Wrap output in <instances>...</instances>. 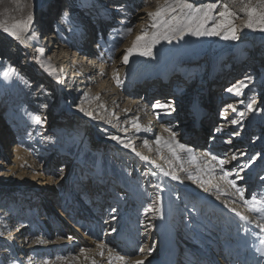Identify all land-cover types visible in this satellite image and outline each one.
I'll list each match as a JSON object with an SVG mask.
<instances>
[{
	"label": "rangeland",
	"instance_id": "rangeland-1",
	"mask_svg": "<svg viewBox=\"0 0 264 264\" xmlns=\"http://www.w3.org/2000/svg\"><path fill=\"white\" fill-rule=\"evenodd\" d=\"M162 1L73 0L77 8L74 12L68 0H60L52 12L50 6L46 7L49 0H0V102L11 118L12 136L19 140L30 161L36 166L41 161L48 167L46 173L70 158L76 161L70 177L67 173L64 183L53 190L57 199L53 205L42 197L35 204L16 186L0 188V264H75L74 250L86 247L83 242L86 236L109 246V239H114L115 243L111 239V248L122 256L132 258L137 251H144V246H150V252L156 254L157 236L152 241L148 234L157 229L158 218L168 215L169 211L179 249L183 251L176 258L180 264H187L183 262L188 261L186 255L195 256L193 250L204 242L200 239L205 238L207 245L219 247V239L214 237H224L231 224L241 229L238 224H242L243 218L236 219L235 214L243 217L246 214L252 223L250 228L257 234L252 232L264 236L259 230L264 215L251 211L245 203L253 195L264 199V150L259 149L260 145L254 147L259 143L254 139L264 137V23L260 18L264 14V0H187L190 3L172 0L157 18L156 5ZM187 4L192 7H186ZM177 8L188 12L197 9V13L177 31L166 29L158 34L159 22L171 19L173 9ZM251 9L255 13L250 14ZM204 11H208L210 18L203 16ZM221 12L229 15L222 17ZM29 16L32 20L25 29L24 22ZM63 17H66L64 24L59 21ZM220 18L224 24L218 29V35L194 34L211 31ZM14 24L19 25L17 36L3 30ZM45 25L48 28L43 32ZM53 25L59 26L56 35L60 40L49 52L54 39L44 43ZM233 28L237 38L225 39ZM151 33L158 42L137 41L138 36ZM162 34L172 36L168 41L173 42V47L155 60L151 58L154 49L166 41L160 38ZM29 37L37 42L30 44ZM43 38L45 42L41 41ZM94 40L99 45L98 54L91 52L94 48L88 44ZM134 45L136 50L129 55L128 50ZM67 46L70 51L76 48L80 53L83 48L93 58L94 76L85 73L88 79L82 78L80 86L75 84V78L81 71L73 76L74 72L68 71L72 73L68 75L64 70L68 65V70L73 71L78 64L71 59L73 52L64 50L66 56L62 57L61 51ZM145 47H151V55L140 54ZM125 55H128L127 63ZM234 66L238 69L233 70ZM80 68L85 72L83 66ZM59 73L61 80L65 81L67 76L73 80L67 84L60 82L59 86L54 81L56 78L48 81ZM134 75L135 83L141 78L148 81L143 85L136 83L133 89L135 83L131 85L130 81ZM240 78L246 81L238 86ZM96 80L101 81L97 84ZM232 80V84L224 87ZM230 88L233 90L228 91ZM150 91L156 93L146 98ZM44 92L48 94L42 102L40 96ZM160 94L167 96L162 98ZM153 95L161 97L159 103L163 107H155ZM209 97L214 100L211 111L202 106V99L205 103ZM228 99L232 103L226 107L222 102ZM132 104L129 115H123ZM249 104H252L251 110ZM233 109L239 111L236 113ZM185 114L192 115L194 121L178 120ZM37 116L39 122L35 120ZM207 116H211L208 126L202 127L200 121L198 125V117L201 120ZM136 117L140 119L138 125L131 122ZM234 120L238 123L233 124ZM198 128L201 130L196 135ZM210 129L220 136L207 138L204 143L200 140L196 146L203 149L190 143V139ZM167 131L176 132L171 135ZM113 136L130 143L131 147H125L124 143L112 139ZM215 140L216 143L212 142ZM226 154L236 158L221 165L219 159ZM238 159H241L238 163L232 162ZM58 167L56 170L61 168ZM221 169H230L231 175L225 178L224 173L218 172ZM240 171L253 173L239 180L236 172ZM230 180L239 182L237 187L243 189V199ZM93 183L104 191L102 215L98 220L89 212L92 207H87V204L99 203L91 190ZM197 186L205 188L202 192L194 191ZM196 193L208 200L198 198ZM20 222L27 225L26 234L35 231L48 245L26 253L22 247L27 235L21 242L1 237ZM69 222L74 225L82 222L81 231H75ZM245 223L242 232L247 227ZM222 224L226 227L216 230ZM217 231L221 232L219 236L213 234ZM120 235L126 240L138 238L136 252H130V245ZM222 240L227 242L225 238ZM51 241L54 243L49 245ZM173 241L172 237L170 247L174 246L169 252L175 254L178 246Z\"/></svg>",
	"mask_w": 264,
	"mask_h": 264
},
{
	"label": "bare ground",
	"instance_id": "bare-ground-1",
	"mask_svg": "<svg viewBox=\"0 0 264 264\" xmlns=\"http://www.w3.org/2000/svg\"><path fill=\"white\" fill-rule=\"evenodd\" d=\"M50 1L51 0H49V2H47V6L46 7L50 6V8H51L50 11L54 12L56 10L57 6H58V3H60V0H52L51 2ZM181 1H183L184 3H186V2L187 3H190L187 0H177L178 3H180ZM68 2H69V6H70V7L69 6L68 7L70 8L71 11L77 10V8L72 4L73 0H68ZM171 2H172V0L171 1H167V2H165V0H164L161 3H158L156 5V11L166 10L167 7H168V4L171 3ZM56 3H57V5H56ZM173 5L174 4L172 3V6ZM44 9L45 8L43 6V10ZM70 10H68V11L71 12ZM145 10L146 9H140V11H145ZM173 10L174 11L175 10H178V11H175V12L173 11L172 12L173 17L171 19L165 20V21H162V22H159V24H158L159 25V27H158L159 28L158 34H159V32L162 33V31L163 30L165 31L166 29H170V30L176 29V31H177V29H179V27L182 26V24H184L185 22H187L188 20H190L197 13V9H191V12L184 11L181 8H177V9H173ZM58 11L59 12H57V15L56 16H58L60 14V10H58ZM216 20L219 23H221V21H223L221 18L220 19H216ZM59 21H62L63 24L66 23V17L61 18ZM43 23H46V20L43 21ZM48 26H49V28L51 27L50 24ZM48 26L46 27V25H45V29L43 28V32L44 31H47ZM53 30H54V32H53ZM53 30L46 33V36L48 37V38L46 37V40L47 41L44 38L41 39V41H43V42L46 41L44 44L48 43V40L50 38L54 39L53 42H52V47H51V49H49V52L53 49V47H55V43H58V41L60 40V38L56 35V31L58 32L59 26L53 25ZM135 30H139V28L138 29H135ZM172 36H174V34ZM172 36H170V37H172ZM138 37H141V36H138ZM142 37H144V40L146 42H148V43L149 42H152L154 40V38H155L153 33H151L150 35L144 34V36H142ZM86 39H88V38H86ZM27 41L30 44H33V43H36L37 42V40H35L34 37L33 38L32 37H29ZM167 41L168 40H166L165 43L162 44V46L159 49L157 48L158 50L157 49H154V51L152 53V57H151L152 59L154 58L155 60H157V58L159 57V54L160 53L162 55L167 50L172 49L173 42L172 41H170V42L168 41L167 42ZM84 43L86 44L87 43V40ZM88 44H92V48H94V50H91V52L92 51L93 52H96V54L99 53V50H98L99 49L98 48L99 45L97 46V42L95 40L92 41V42H90V43H88ZM62 46H65V45H62ZM82 47H83V45H82ZM57 48H58V46H57ZM231 48L233 49L234 46H232ZM64 50H65V52L66 51L73 52V57L71 59L74 60V61H76V60L78 61L77 67H75V69L73 71L72 70H68L70 66H68V65H65L64 66V70L65 71H67V72L68 71L69 72H74L73 73V76H74V74L75 75L76 74H79V72L81 71L80 72L81 73L80 76L77 75V79L75 78V84L77 83V86H80V80L82 78H84L85 80L88 79L87 76H86V74H89L91 76H94V73H92V67L94 66V64H92L93 63V61H92L93 60L92 55L88 54V52H86V51H82V53H80V52H78L76 50V48H73V51H72V49L70 51L68 49V46H67V48L65 47V49H62V51H61L62 57H64V55H65L64 54ZM95 50H97V51H95ZM122 50H123V47L120 50V52H122ZM1 57H2V59L4 58V56H1ZM78 58H79V60H78ZM88 60L90 61V63L88 62ZM0 61H1V58H0ZM69 63H71V62L69 61ZM172 65H173V63H170V66H172ZM81 66L84 67L85 72H84V70H82L80 68ZM234 69L237 70L238 69V66H234L233 70ZM163 71H164V69L161 70V73H163ZM69 72L67 73L68 75L69 74H72V73H69ZM65 74H66V72H65ZM65 74H63V75H65ZM59 75H60V73L58 75H56L55 77L48 78V81L50 79L56 78V80H54V79L53 80L54 81H57L58 82L57 84L59 86L60 84H62L60 82H63V83H66L67 84V82L69 83V81H72L73 80V79H70V76L69 77L68 76L67 77L63 76L62 78L65 77V81L64 80H61V78L59 77ZM120 75H122V73ZM135 80L136 79H135V75H134V76H132L131 81H130L131 85H133L135 83ZM137 80L138 81L136 83L138 85H140V84L141 85L146 84V82L148 81V80H145V79H142V78L141 79H137ZM234 80H232L231 82H229L226 85H224V87H228V85L229 84H232L234 82ZM96 81H97V84H98V82L100 83L101 80L100 81L96 80ZM245 81H246V79L240 78L236 84L239 86L240 84H242ZM44 82H46V81H44ZM136 83L132 86L133 89L135 88ZM148 87H149V84L146 86V88L148 89ZM97 89H99V87H97ZM60 90H63V89H60ZM148 93L149 94L146 95V98H148V97L151 98V94H154L156 92H151L150 91ZM47 94H48L47 92H44V94L42 96H40L42 98V102H45L46 101ZM160 96L162 98H164V96L166 97L167 95L166 94H160ZM160 96L158 97V96L153 95V98H155V100H154L155 101L154 102L155 103V107L157 109L160 108V107H163V105L161 103H159L162 100ZM41 98H39V99H41ZM209 98H210L209 101H205V103H204V99L201 98L202 99V102H203V105L202 106L207 107V109H210V111H211V109H213V107H214V100H212L211 97H209ZM229 102L232 103V100H229V99L228 100H224V102H222V104L225 105L226 107H228L227 104ZM1 103L2 102H0V156L2 158H0V188L8 189L10 187L16 186V188L19 187L18 190H20V191L23 190L22 193H24L26 196H28V198L30 200L31 199L34 200V203L35 204L39 203V199L42 197L41 199L45 198L47 200V202H50L51 201V205H53L54 202L56 203V200H57L56 198L54 199V197L56 195L54 194L53 190H57L58 189V185H60L62 181H63L62 183H64V181L67 179V177H66L67 176V173L71 172L72 168L75 165V162H76L74 160L75 158H70L68 161H66L65 164H62V163H61L62 165L59 164L58 166L61 167V168H59L58 166H56V167L59 168V169L57 168L58 170H56V167H55V170L52 169V171H49L47 173L45 172V170L48 169V167L45 168V165L43 166L42 163H41V161L38 162L37 163V166H36L35 165L36 163L34 164L33 161H30L31 158L29 159L28 153L24 149H22V147H21V145L19 143V140H17L16 137H13L12 136V132H11V125H12L11 118L9 117L7 108L2 107V104ZM109 103L110 104H113V102H110V101H109ZM133 105L134 104H132V106L130 108L127 106L126 107V110L123 113V115H125V116L129 115V113H130ZM196 105H197V102H195V105L194 106L196 107ZM227 111H225V112H227ZM187 113H190V112H187ZM2 114H8V118H6V116H2ZM178 116H180V115H178ZM169 118H170V116H169ZM190 118H191V120H193L192 115L190 117L189 114H185V116H180V118L178 120H181V122H182L183 120H187L188 121V119H190ZM210 118H211V116H207V118H203V119L200 120L199 117H198L197 123L199 125V121H200V124H201L202 127H205V126L207 127L208 124H209L208 123L209 122L208 120ZM161 120H163V118H161ZM131 122L134 125H138L140 123V119H139V117H136V118L131 119ZM179 125L181 126V123ZM177 128H178V126H177ZM213 128H214V130H217V127H215L214 125H213ZM201 129L198 128L196 130V135L198 134V131L201 130ZM175 132L169 131V133H171V135H173ZM167 133H168V131H167ZM215 135H217V134H215ZM215 135H213V136H215ZM202 137H203V140H202ZM200 140L203 143L204 142H207V140L204 138L203 135L200 136V137L198 135L194 139H190V143H193L196 146V144H198L200 142ZM165 143L168 145V142H165ZM207 145L208 144H206V146ZM201 147L202 146H200V145L199 146H196V148H198V149H203ZM208 147L210 148V146H208ZM8 153H11V155H9ZM173 153H174V151H173ZM232 157L233 156L230 157L229 154L228 155L226 154V155H224V157H221V158L225 162L226 161L229 162V161L232 160L231 159ZM72 160H74V161H72ZM220 160L221 159H219V161ZM240 160L241 159H238V160H235V161H232V162L233 163H235V162L238 163ZM233 163H230V164H233ZM40 169H42V170H40ZM218 169H220V168H218ZM229 171H230V169L229 170L228 169L218 170V172H222V173L229 172ZM238 173H241L240 176H239L240 178H243V177L246 178L247 175L250 176L253 172H249V174H246V173H242V171H240V172H236V175ZM238 183H236L237 186H238ZM98 187L95 186L94 183H93V185L91 186V190H92L93 193H96V195H97L96 196V200L99 203L93 204L92 206H89L87 204V207L88 208L91 209V207H92V209L89 210V212H91L92 215H94V217H97L96 220H98L100 214L102 215V211H101L102 210L101 207H102V204H103L102 203V194L104 192L103 189H100V187L99 188ZM200 187L201 186L195 187L194 188V191H200V192H202V189H204L205 187L203 186V187H201V189H199ZM30 193H32V194L30 195ZM49 193H50V195L53 194V196H49L48 195ZM196 195L198 196V198H201L203 200H208L207 198H205L203 196H200L197 193H196ZM85 206L86 205H84L83 207H85ZM57 210H58V212H61L62 211V210L59 211V209H57ZM67 210H65V213L67 212ZM0 211H1V209H0ZM86 211H88V210H86ZM228 213L230 215H232L231 212H228ZM168 215H169V217H167ZM168 215H166V213H165V215H161L158 218V220L156 221V225H157L156 228L157 229H155V231H151L150 234H148V239L151 238L150 240H152V241H153L154 235L157 236V239L155 241L156 244H157V251H155L156 254H153V252L152 253L150 252V246H144L145 250L144 251H141V250L140 251H137V254L132 255V258L131 257H128L127 255L122 256L121 253H119V251H117V250L115 251V250H113L111 248V246H112L111 243L114 242L113 241L114 239L111 238L113 242L111 241V239H109V241H110L109 243L111 245V246H109L108 244L96 243L95 240L92 241L89 237L86 236V237H83L84 238L83 239L84 240L83 242L86 245V247L83 248V249H80L79 247H76L75 250H74L75 251V254H74V256H75V258H74L75 259V264H97L96 261L101 262V264H136L137 261H142V264H180L179 262H176V261L174 263H172L169 260V259H172L173 258V257L171 258L169 256V254H168V252L174 246L173 245L172 247H170V243H171L172 237L174 239L173 242L178 246V249H175L176 258H177V256H179V253H180V249L179 248H181V247H180V245H179V243H178V241L176 239V236H175V234H176V228L172 224L173 218H171L170 211H169V214ZM86 217H84V218H86ZM235 217H236V219L237 218L242 219L243 216L239 217L238 214H235ZM244 217H247V219H243V221L244 220L246 222L249 221V217L246 214H245ZM112 218H113V216L111 217V219ZM81 221H83V219ZM243 221H242V224H243ZM81 223L82 222L74 225V224H72V222H69L70 225H73L74 226L73 228L75 229V231L76 230H80L81 231V228L79 227ZM15 226L16 227L13 230H11L10 232H6V235L5 236L3 235L1 237L2 238L8 237V240L9 241L10 240H12V241L13 240H16L18 242L19 241L21 242V240L27 235L26 236L27 239L25 238L26 239V242L23 243V247H22L23 250H25L26 253L27 252H34L35 250L39 249V247H41V246H47L48 245L46 243L48 241H46V239H43V237L40 234L36 233L35 231L32 232V233L30 232L29 234H26L27 231H28V227H27V225L24 222H20L19 225H15ZM231 226H233V229H235L234 228L235 225H232L231 224ZM226 232H227V230H226ZM220 233H218V231L215 232V233L213 232V234H216L217 236H219ZM120 237L124 241H126V243H128L127 245H130V248H131L130 252H136V250H137V246L136 245H137V242H138V240H137L138 238H133V239L128 238L126 240L125 237H124V235H120ZM260 238H264V236H262ZM202 240H204V239L202 238ZM259 241L260 240H258L257 242H259ZM53 243L54 242L51 241L49 245H52ZM258 244H259L258 248H261L262 246L260 245V243H258ZM150 245H152V244H150ZM218 245H219V247L216 246V245L213 246L211 244H209V245L206 244L203 247L202 246H199L200 248L198 247L196 249V252L195 253H196V255H201V253H202V255L204 256V252L202 251V249L203 250H206V252H208L210 254L221 253L222 251L225 252L227 250V247H228V241L226 242V241H224V240L221 239V240H219ZM229 246H233V244L230 243ZM241 246L243 248H245L244 242L241 243ZM175 248H177V247H175ZM98 253H101V255L98 254ZM117 256L123 257V259L122 260L116 259ZM194 257L195 256H193V254L190 255V256L186 255V258H187V260L189 262H194ZM104 260H106V261L103 262ZM72 263H74V262H72Z\"/></svg>",
	"mask_w": 264,
	"mask_h": 264
},
{
	"label": "snow or ice",
	"instance_id": "snow-or-ice-1",
	"mask_svg": "<svg viewBox=\"0 0 264 264\" xmlns=\"http://www.w3.org/2000/svg\"><path fill=\"white\" fill-rule=\"evenodd\" d=\"M185 6H186V7H189V8L192 7L191 4H187V5H185ZM210 7H211V6H210ZM255 11H256L255 9H251V10H250V14L255 13ZM161 12H162V10L156 12V13H155V17H157V18L160 17V16H161ZM149 15H152V14L150 13ZM227 15H229V14L226 13V12H221V13H220V16H222V17H225V16H227ZM203 16H204L205 18H210L209 15H208V11H204ZM260 18H261V22L264 23V14H261V17H260ZM31 20H32V17L29 16L27 22H24V27H25V29L27 28V26H28V24L31 22ZM223 24H224V21H221V23L215 25V26L211 29V31H208L207 33L197 31V32H195L194 34H195V35H204V34H207V35H218V34H219L218 29L221 28V27H223ZM248 26H249V27L252 26L251 21H249ZM18 27H19V25L14 24V25H12L11 27H4L3 30H4L5 32H9L12 36H17L18 33H17L16 29H17ZM153 27H156V24H153ZM129 31H130V29H129ZM172 31H176V30L173 29ZM154 37H155V34H154ZM160 38L165 39V40H170L172 37H170V36L167 35V34H162ZM224 38H225V39H236L237 37H236L235 29L233 28V29L231 30V34H230V35H227V34H226ZM142 39H144V37H137V41H140V40H142ZM153 42H154V43H155V42H158V40L154 39ZM134 50H136V45H134L132 49H129V50H128L129 55H130ZM140 54H141V55H151V47H145V48L141 51ZM124 62H125V63L128 62V55H125V57H124ZM7 76H8V74L5 73V77H7ZM117 83H120V81H119L118 78H117ZM232 90H233L232 88L228 89V91H232ZM230 107H231V106H230ZM248 107H249V109L251 110V109H252V104H249ZM233 110H235V109H233ZM80 111L83 112L84 109H83V108H80ZM88 115H91V113H88ZM35 120H36L37 122H39V121H40V117H39V116L35 117ZM232 123L235 124V123H238V121H235V120H234V121H232ZM112 139H114V140H118L120 143H124V146H125V147H131V144H130V143H125L120 137L113 136ZM157 142H159V139L157 140ZM145 143H147V142L145 141ZM180 147H181V148H184L185 146H184V145H180ZM132 150L135 151L134 148H133ZM137 155H139V153H137ZM143 158H144V159H147L146 157H143ZM235 158H236V157L233 156V159H235ZM213 159H217V158H216V157H213ZM224 163H225V161L221 159V160H220V164L223 165ZM229 175H231V173H229V172H225V173H224L225 178H227ZM237 178L242 179V178H240V177L238 176V174H237ZM173 179H178V177L173 176ZM229 183H230L234 188H236V191L240 194L241 198L243 199V198H244V191H243V189L237 187V185H236V180H230ZM245 203L249 206V209H250L251 211L256 212V213H264V199L258 198L257 196L253 195V196H251L250 199H246V200H245ZM113 211H115V209H113ZM233 211H234V210H233ZM242 218H243V219H247V217H242ZM262 219H264V217H262ZM259 230H260L261 233H264V223H262V224L259 225ZM259 243H260V245H261L262 247H261V248H258L257 251L260 253L261 257H264V238H261L260 241H259ZM116 259L122 260L123 257H119V256H117ZM136 264H142V261H137Z\"/></svg>",
	"mask_w": 264,
	"mask_h": 264
}]
</instances>
